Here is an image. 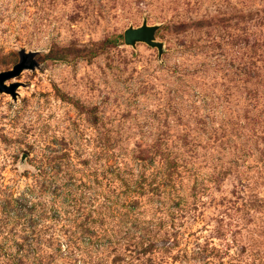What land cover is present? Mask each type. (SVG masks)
<instances>
[{
	"label": "rangeland",
	"instance_id": "obj_1",
	"mask_svg": "<svg viewBox=\"0 0 264 264\" xmlns=\"http://www.w3.org/2000/svg\"><path fill=\"white\" fill-rule=\"evenodd\" d=\"M21 55L0 264H264V0H0Z\"/></svg>",
	"mask_w": 264,
	"mask_h": 264
},
{
	"label": "water",
	"instance_id": "obj_2",
	"mask_svg": "<svg viewBox=\"0 0 264 264\" xmlns=\"http://www.w3.org/2000/svg\"><path fill=\"white\" fill-rule=\"evenodd\" d=\"M159 28V25H147L146 22L143 21L139 27L127 28L123 32V41L126 45L132 47H134L137 42L145 43L152 48H156L158 50V54L161 55L163 52V44L162 42L156 40V34ZM32 68L33 64L27 65L26 56L21 55L20 62L14 65L11 70L0 72V93H8L11 94L13 98H15V86L13 84L7 86L5 82L18 76L22 70ZM23 159L24 158H22V161Z\"/></svg>",
	"mask_w": 264,
	"mask_h": 264
}]
</instances>
